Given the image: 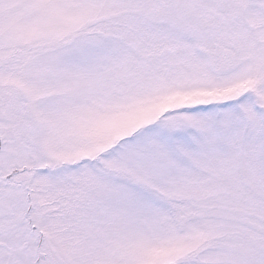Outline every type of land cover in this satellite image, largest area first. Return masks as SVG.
I'll use <instances>...</instances> for the list:
<instances>
[{
  "label": "snow or ice",
  "instance_id": "1",
  "mask_svg": "<svg viewBox=\"0 0 264 264\" xmlns=\"http://www.w3.org/2000/svg\"><path fill=\"white\" fill-rule=\"evenodd\" d=\"M0 264H264V0H0Z\"/></svg>",
  "mask_w": 264,
  "mask_h": 264
}]
</instances>
